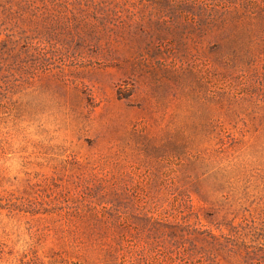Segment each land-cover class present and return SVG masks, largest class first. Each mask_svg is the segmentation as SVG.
Here are the masks:
<instances>
[{"label": "rangeland", "instance_id": "obj_1", "mask_svg": "<svg viewBox=\"0 0 264 264\" xmlns=\"http://www.w3.org/2000/svg\"><path fill=\"white\" fill-rule=\"evenodd\" d=\"M0 264H264V0H0Z\"/></svg>", "mask_w": 264, "mask_h": 264}, {"label": "trees", "instance_id": "obj_2", "mask_svg": "<svg viewBox=\"0 0 264 264\" xmlns=\"http://www.w3.org/2000/svg\"><path fill=\"white\" fill-rule=\"evenodd\" d=\"M247 254H248V256H250V255H251V253H250V252H247Z\"/></svg>", "mask_w": 264, "mask_h": 264}]
</instances>
